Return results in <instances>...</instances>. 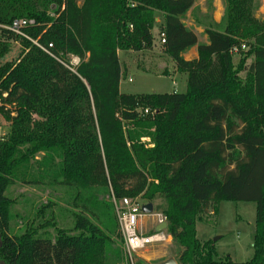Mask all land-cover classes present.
<instances>
[{"label":"trees","instance_id":"16d2710c","mask_svg":"<svg viewBox=\"0 0 264 264\" xmlns=\"http://www.w3.org/2000/svg\"><path fill=\"white\" fill-rule=\"evenodd\" d=\"M193 3L0 0V39L23 43L15 61L0 64V115L8 128L0 139L4 264H103L109 238L79 211L70 227L46 220L53 236L32 224L8 232L7 187L14 180L39 183L34 167L55 159L65 184L86 186L100 177L115 199L158 200L177 264H264V26L243 22L247 0H226L222 24L205 29L208 42L199 43L181 21ZM155 11L163 14V51L186 73L185 91L121 92L118 51L153 48ZM16 18L34 21L25 37L3 27ZM242 42L238 67L230 52ZM193 46L197 57L184 59ZM124 127L143 128L151 143ZM221 200L255 203L253 254L245 262L216 259L211 242L196 236L199 213L216 211Z\"/></svg>","mask_w":264,"mask_h":264},{"label":"rangeland","instance_id":"374dc122","mask_svg":"<svg viewBox=\"0 0 264 264\" xmlns=\"http://www.w3.org/2000/svg\"><path fill=\"white\" fill-rule=\"evenodd\" d=\"M192 9L184 14L185 23L197 33L198 42L201 43L204 35L203 26L214 28L222 24L225 14L226 0H194ZM200 9H207L201 12ZM155 23L152 29L154 34V46L151 50L140 52L119 51L120 63L124 70L119 89L125 93H147V92H179L185 91L186 73L178 72L173 66L172 59L165 54L162 45H158V34L162 30L163 14L159 11L154 13ZM219 18V19H218ZM215 19H218L216 22ZM248 19L264 26V0H247L244 23ZM245 42L241 43L237 51L231 50L232 63L239 67L241 50H245ZM21 41H5L0 39V64L15 61L22 50ZM241 49V50H240ZM187 58L197 56V50L193 46L182 52ZM181 53V54H182ZM70 64H76V57L67 56ZM247 58L245 63H249ZM164 73V74H163ZM125 77V78H124ZM128 77L131 81H128ZM245 72L240 71L238 78L242 80ZM144 113H147L144 111ZM153 110L147 115L153 117ZM7 122L0 115V132L7 131ZM127 134H135L139 141L145 145L151 143V136L143 133V128L124 127ZM149 133L154 131L153 127L146 129ZM43 157L39 153L35 159ZM56 162L46 161L44 165L35 168L31 172L39 180L34 185L23 184L19 181H12L7 187L6 194L12 199L10 207L11 217L9 219L10 234H19L32 224L38 227L39 233L53 236L52 227L43 225L46 220L53 218L58 226L70 227L73 223V213L81 212L88 220L95 223L102 232L108 236L109 241L104 248L102 256L103 264H159L167 258L176 259V245L171 237L151 243L142 250L129 255L124 251L123 241L119 229L115 224V212L113 196L110 190L104 185L100 177L95 178L86 186L76 184H65L62 177L56 172ZM152 204V211L147 213L141 220V227L144 232L152 233L156 225L163 221L162 214L155 209V202ZM48 205V206H47ZM44 208L41 214L37 213L38 208ZM256 207L254 202L221 200L216 205V211L209 209L199 213L195 225L196 236L200 241H210L215 249L216 259L229 257L233 262H245L252 257L253 234L251 227L254 226ZM165 230V229H164ZM168 234L167 232H165Z\"/></svg>","mask_w":264,"mask_h":264},{"label":"built area","instance_id":"2783aa9c","mask_svg":"<svg viewBox=\"0 0 264 264\" xmlns=\"http://www.w3.org/2000/svg\"><path fill=\"white\" fill-rule=\"evenodd\" d=\"M33 22L34 21L32 19L16 18L12 20L10 25H4L3 27L25 37L23 29L26 26L33 24ZM159 38L160 43L164 44L165 35L162 31L159 33ZM48 46L50 47L51 44H49ZM39 47L45 52L49 53L44 47ZM232 51H237V49L233 48ZM77 61L78 59L76 58V63ZM128 81H131L130 77H128ZM145 112H148V110L145 109ZM3 135L4 133L0 132V139L3 137ZM112 202L118 229L123 241L124 251L129 255L136 251L144 249L151 243L170 237L165 233L166 229L152 233L144 232L142 230L141 220L147 214L142 211V206L145 204L143 201H140L138 198L123 197L120 199L113 198Z\"/></svg>","mask_w":264,"mask_h":264},{"label":"water","instance_id":"95a60500","mask_svg":"<svg viewBox=\"0 0 264 264\" xmlns=\"http://www.w3.org/2000/svg\"><path fill=\"white\" fill-rule=\"evenodd\" d=\"M152 208L153 207L151 203H146L142 206V211L145 213H150L152 211ZM166 227H167V223L165 220H163L154 227L153 231L159 232L161 230L166 229ZM251 229H252V234H254L255 233L254 226H252ZM0 264H4V263L0 260ZM159 264H177V262L173 258H167L164 261L160 262Z\"/></svg>","mask_w":264,"mask_h":264},{"label":"crops","instance_id":"0c3cea01","mask_svg":"<svg viewBox=\"0 0 264 264\" xmlns=\"http://www.w3.org/2000/svg\"><path fill=\"white\" fill-rule=\"evenodd\" d=\"M194 4L195 3H193V5H192V7L194 6ZM192 7L186 12V13H188L191 9H192ZM200 11L201 12H207V9L205 10V9H200ZM185 13V14H186ZM219 19V18H218ZM218 19H215L216 20V22H218ZM181 21L183 22V24L186 26V27H188L189 29H191L195 34H196V36H197V33L193 30V28H191V27H189L186 23H185V21H184V19H183V17L181 18ZM199 27H202L201 28V31L202 30H204L205 31V29H208V28H210V27H206V26H203V24H200V22H199ZM160 33V32H159ZM154 35V34H153ZM208 42V38H207V35L205 34L204 35V38L202 39V41H201V43H207ZM158 45H162L161 43H160V38H159V34H158ZM195 47V46H194ZM196 48V47H195ZM184 54L185 53H182L181 54V56L184 58V59H186V60H190V59H193V58H196L197 56H195V57H192V58H186L185 56H184ZM120 56V53H119V51H118V57ZM120 58V57H119ZM120 61V60H119ZM121 64V63H120ZM173 66H174V63H173ZM182 73V72H181ZM164 74V73H163ZM184 75H185V73H184ZM125 78V77H124ZM121 81V80H120ZM119 85H120V82H119Z\"/></svg>","mask_w":264,"mask_h":264},{"label":"flooded vegetation","instance_id":"af4514ba","mask_svg":"<svg viewBox=\"0 0 264 264\" xmlns=\"http://www.w3.org/2000/svg\"><path fill=\"white\" fill-rule=\"evenodd\" d=\"M0 246H1V236H0Z\"/></svg>","mask_w":264,"mask_h":264}]
</instances>
